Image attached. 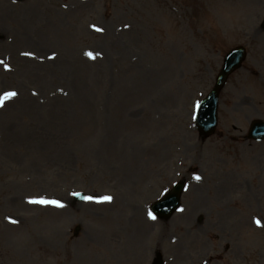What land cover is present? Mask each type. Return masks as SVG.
Returning <instances> with one entry per match:
<instances>
[{
  "label": "rangeland",
  "instance_id": "374dc122",
  "mask_svg": "<svg viewBox=\"0 0 264 264\" xmlns=\"http://www.w3.org/2000/svg\"><path fill=\"white\" fill-rule=\"evenodd\" d=\"M263 19L264 0H0V99L17 93L0 107V264H131L132 209L139 231L182 179L239 211L229 234L264 264V226L237 197L264 220V142H245L264 120ZM239 45L247 61L203 140L196 107ZM146 229L133 264L148 263Z\"/></svg>",
  "mask_w": 264,
  "mask_h": 264
},
{
  "label": "flooded vegetation",
  "instance_id": "af4514ba",
  "mask_svg": "<svg viewBox=\"0 0 264 264\" xmlns=\"http://www.w3.org/2000/svg\"><path fill=\"white\" fill-rule=\"evenodd\" d=\"M197 195L199 193L196 190L190 193L187 202H184L181 206L180 218L177 224L180 232L178 252L173 257L168 258V264H195L203 258L207 264H211L209 257L213 251V237L217 239L220 245L224 244L226 252H229L230 244L228 242L232 237L229 234L230 227L227 219L233 213V210L231 208L216 210L210 204L199 203ZM162 228L159 229L160 233H162ZM153 232L154 228H151L148 236L153 235ZM131 240L133 264V224ZM164 248L165 240L161 235L156 242L152 241L148 245L152 257L149 264H154L156 254ZM240 254L242 253L240 252ZM240 256H238V260L241 259ZM220 259L225 261L227 258L222 255ZM226 264L232 263L227 262Z\"/></svg>",
  "mask_w": 264,
  "mask_h": 264
},
{
  "label": "water",
  "instance_id": "95a60500",
  "mask_svg": "<svg viewBox=\"0 0 264 264\" xmlns=\"http://www.w3.org/2000/svg\"><path fill=\"white\" fill-rule=\"evenodd\" d=\"M244 59L245 51L243 48H237L227 55L223 70L217 78L214 90L200 105L197 116V125L206 136L214 132L217 124L216 111L219 92L225 85L228 75L235 69L239 68ZM251 136L257 139L264 138V122L256 121L253 123ZM181 187L182 185H177L173 192H171L164 200H162L158 206H155L154 210L157 212L164 210L165 213L171 215L177 209L179 204L178 195L180 193ZM165 205L166 207H163Z\"/></svg>",
  "mask_w": 264,
  "mask_h": 264
},
{
  "label": "snow or ice",
  "instance_id": "6c2138e0",
  "mask_svg": "<svg viewBox=\"0 0 264 264\" xmlns=\"http://www.w3.org/2000/svg\"><path fill=\"white\" fill-rule=\"evenodd\" d=\"M95 27V26H94ZM98 30H101L102 29H98ZM26 55H32V53H26ZM90 56H93L94 58V54L92 53H89ZM0 64H4V62L2 60H0ZM6 68H9L10 70V66L9 65H4ZM17 95V93L15 91H11V92H5L4 95H3V98L0 99V107H3V104H4V101L8 100V99H11L13 97H15ZM197 179H200V177H197ZM75 195H79V193H76ZM86 199L88 200H96L97 198L96 197H86ZM113 198L111 196H104L102 198H99V201L98 202H106V201H111ZM30 202L32 203H39V204H44V205H55L57 207H64L65 205L63 204V202L59 201V200H54V199H47V198H35V199H32ZM149 215L151 216L152 219H156V217L149 213ZM11 220V218H9ZM13 223H16L15 220H12ZM256 224L258 226H264V224H262V222L257 219L256 220Z\"/></svg>",
  "mask_w": 264,
  "mask_h": 264
}]
</instances>
